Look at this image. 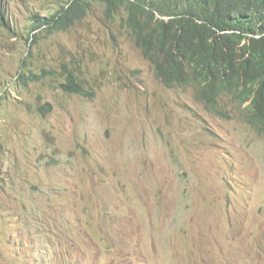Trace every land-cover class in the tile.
Returning <instances> with one entry per match:
<instances>
[{
  "label": "rangeland",
  "instance_id": "obj_1",
  "mask_svg": "<svg viewBox=\"0 0 264 264\" xmlns=\"http://www.w3.org/2000/svg\"><path fill=\"white\" fill-rule=\"evenodd\" d=\"M67 1L0 0V264H264V133L227 95L218 115L165 87L124 7L31 30Z\"/></svg>",
  "mask_w": 264,
  "mask_h": 264
},
{
  "label": "trees",
  "instance_id": "obj_2",
  "mask_svg": "<svg viewBox=\"0 0 264 264\" xmlns=\"http://www.w3.org/2000/svg\"><path fill=\"white\" fill-rule=\"evenodd\" d=\"M93 3L104 5L107 18L124 7L123 23L165 87H191L218 115V101L227 95L242 108L245 121L264 133V0H68L54 13L35 15L31 30L66 31ZM0 26L10 28L1 2ZM32 38L36 43L38 35L29 32L27 41ZM63 71L59 89L90 94L76 73L66 66ZM56 74L19 70L18 80L25 86Z\"/></svg>",
  "mask_w": 264,
  "mask_h": 264
}]
</instances>
